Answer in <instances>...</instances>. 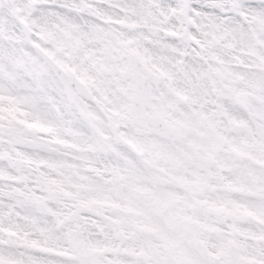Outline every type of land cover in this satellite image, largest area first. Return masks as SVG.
<instances>
[{"label":"snow or ice","instance_id":"snow-or-ice-1","mask_svg":"<svg viewBox=\"0 0 264 264\" xmlns=\"http://www.w3.org/2000/svg\"><path fill=\"white\" fill-rule=\"evenodd\" d=\"M0 264H264V0H0Z\"/></svg>","mask_w":264,"mask_h":264}]
</instances>
